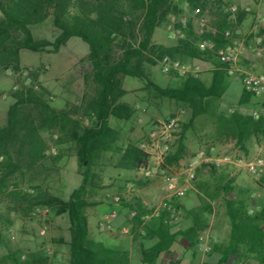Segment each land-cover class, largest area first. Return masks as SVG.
<instances>
[{
	"label": "trees",
	"instance_id": "obj_1",
	"mask_svg": "<svg viewBox=\"0 0 264 264\" xmlns=\"http://www.w3.org/2000/svg\"><path fill=\"white\" fill-rule=\"evenodd\" d=\"M185 8L190 12L198 9V13L193 14L198 18L210 12L213 17L208 23L209 29L196 30L193 18L186 19L182 25L179 16ZM247 14L248 11L239 5L232 7L230 0H0V70H21V49L57 52L75 36L88 46L86 57L91 69L85 79L92 85L88 98L83 96L79 104L68 108H55L48 103V91L37 82L38 71H29L32 81L22 82L11 91L14 101L7 108L5 124L0 126V197L10 198L8 209L28 215L37 207H45L55 215H66L67 264H129L126 251L92 239L86 214L87 207L96 204L87 197V189L99 185V174L94 166L102 153L119 154L115 167L142 169L148 164L149 154L138 142L117 143L118 129L110 123V118L129 120L136 111L134 105L123 98L127 90L122 85V76L141 80L154 97L173 100L190 111L187 121L182 123L175 148L164 158L168 165L183 157L184 131L202 115L213 119L218 138H233L238 147L245 149L250 136L264 134V116L252 114L250 106L258 97L243 88L235 108L230 110L223 103L230 74L220 61L218 51L237 35L235 30ZM171 16L177 19L174 27L179 29V36L168 44L153 42L154 30L168 23ZM48 17L59 33L53 39H36L31 26ZM262 33L263 28H260L259 34ZM202 40L213 44L201 47ZM164 56L183 63L197 60L210 64L209 81L188 73L177 75L178 80L173 84H158L147 72L145 63L156 64ZM31 106L38 110V119L29 111ZM84 116L88 123L82 122ZM42 128L56 130L59 132L56 143L67 142L74 149L81 181L67 198L38 183L29 188L20 184L23 179L32 181L36 177L46 156L51 138L40 136ZM201 166L215 169L212 163ZM137 183L145 184L141 179ZM215 191L206 193V197L214 199L222 192L229 232L225 240L211 242V249L204 253L205 256L216 253L217 258L201 264H228L234 257H252L258 264H264V201L257 209H250L245 200L233 195L231 180L223 182ZM202 200L201 204L184 208L178 197L171 196L159 214L149 217L145 223V216L153 207L148 208L139 197L126 202L121 198L123 206L136 211L130 218L126 213V223H131L129 232L135 234L134 230L139 227L146 236L157 237L151 246H140L143 264H156L162 253L167 255L168 264H179L170 251L178 238L185 240L187 247L196 249L200 232L208 227L212 209L210 201ZM179 209H184L181 217L188 219L190 224L171 230ZM11 223L8 220L6 228L0 227V245H6L4 257L10 264H57L41 250L29 252L22 258L20 249L14 250L7 245L3 236ZM143 233L136 236H143Z\"/></svg>",
	"mask_w": 264,
	"mask_h": 264
},
{
	"label": "rangeland",
	"instance_id": "obj_2",
	"mask_svg": "<svg viewBox=\"0 0 264 264\" xmlns=\"http://www.w3.org/2000/svg\"><path fill=\"white\" fill-rule=\"evenodd\" d=\"M236 1L230 0L232 7L237 5ZM263 2L264 0H253L256 12L260 10ZM183 16L186 19L193 18L194 27L198 31L201 30V20L208 25L213 17L210 12H205L198 18L186 8L180 14L179 20ZM176 20L175 16H171L168 23L157 27L152 35V41L163 44L173 42L180 34L179 29L174 27ZM250 28L245 30L237 29L239 32L237 34L238 38L242 39L245 37V40L240 45L238 65L243 58H246L244 56L247 51L254 52L256 57L259 60L261 59L263 63L264 53L261 54V46L254 42ZM31 30L36 39H53L59 33L58 28L52 24L50 17L39 24L31 26ZM87 52V44L75 36L69 38L57 52H36L29 49H21V70H0V126L5 124L7 108L14 101L11 91L19 87L22 82L29 84L32 81V78L28 76L29 71H38L37 82L46 88L48 91L47 101L55 108H68L73 104H79L83 96L88 98L92 93V85L89 80L85 79L86 74L91 69V63L86 57ZM188 64L197 65L198 71L196 75L204 81H209L211 72L207 68L209 67L207 63L193 60L188 62ZM145 68L151 78L162 86L175 83L178 80V76H180L176 73L162 72L159 61L156 64L145 63ZM236 75H238L237 72L229 75V85L222 100L230 110L236 107L237 92H239L237 78L234 77ZM122 85L127 90L123 98L132 103L136 111L129 120L121 121L110 118V123L118 129L117 143L124 145L129 140L139 142L144 138L152 121L176 117L179 126L172 133L171 146L173 150L182 130V123L187 121L190 111L173 100L154 97L144 87V83L137 78L122 76ZM261 106H264V96L256 98V101L251 104V108ZM29 111L37 119L39 118V112L36 108L31 106ZM139 118L140 121H138ZM82 122L88 123V118L84 116ZM184 133L185 149L183 157L177 163L171 165L164 161L150 177H143L140 169L115 167L114 164L118 159V153L104 152L99 156L94 166L95 171L99 174V179H97L99 185L98 187H88L87 189V197L96 202V204L86 209L90 233H95L96 231L106 233L112 230H100L99 223L104 220L113 207L117 210V216L122 213L125 217L128 212V217H131V210L123 206V202L120 201L119 204L113 202L112 198L114 195H120L125 202L142 195L152 200L154 204L151 207L160 206L170 198L166 186L167 178L175 177L180 181L183 177L182 172L185 163L198 153L213 160H218V164L212 163L215 166L214 171L209 167H198L192 182V188L185 195L178 198L184 208L201 204L202 199L208 200L206 193L216 192V188L226 181V176L230 173H232L230 175L235 177L236 183L233 190L235 197L239 192L242 193L247 190L252 193V190L256 187L264 192V175L260 183L255 185L246 179L243 167L245 160L252 159L263 153L264 134L258 137L250 136L246 143L250 142L252 149L249 152H245L235 144L233 138H218L215 135L213 119L204 115L196 118ZM58 135L59 132L56 130H48L46 128L40 130L42 138H51L46 147V156L36 177L32 181L27 178L23 179L20 184L29 188L31 184L38 183L52 193L67 198L71 190L80 183L81 175L73 147L67 142L56 143L55 140ZM138 179H141L145 184L138 185ZM154 191H157V199L150 198L147 195L149 194L147 192ZM208 201H210L212 206L208 215L209 224L213 222L215 217L220 218V214H224L222 192L220 191L214 199H209ZM9 204V197H0V227L6 228L7 226L5 227V225L8 220L12 222L8 229L4 231V242L7 245L9 244L14 250L20 249L22 258H25L29 252L41 250L49 257H52L57 264H67L69 231L66 215H55L52 210L45 207H37L28 215H23L18 211L9 210ZM182 213H184V209H179L175 222L181 218ZM124 223L120 227L121 233L132 234L129 231L124 232L122 230V226L128 225L126 219ZM128 226L130 227L131 223ZM220 227L222 229V225ZM203 231L200 233H203ZM140 232V229L137 228L134 233ZM6 252V245L1 244L0 264H10L4 257Z\"/></svg>",
	"mask_w": 264,
	"mask_h": 264
},
{
	"label": "built area",
	"instance_id": "obj_3",
	"mask_svg": "<svg viewBox=\"0 0 264 264\" xmlns=\"http://www.w3.org/2000/svg\"><path fill=\"white\" fill-rule=\"evenodd\" d=\"M198 9H195L192 14H197ZM186 18L183 16L180 18L182 25L185 24ZM201 30L209 29L208 25L204 23L203 20L200 22ZM264 26V2L261 9L256 12L254 17V23L250 28V33L254 39V42L261 46L260 49H264V37L259 34L260 28ZM238 34V30H235ZM230 34V33H229ZM245 40V37L240 39L238 36L231 37L230 42L218 51V57L220 61L225 65L228 74L237 72L241 78L242 88L256 97H260L264 94V72L255 73L253 68L250 66L247 69L241 68L238 65L240 45L241 42ZM212 42L207 40H202L200 42L201 47H211ZM161 71L164 73H176L180 76H185L188 73L196 75L198 71V66L190 65L188 63H183L179 59H173L168 56H164L160 61ZM264 63V54H263ZM251 112L254 116L258 117L260 115L264 116V106L258 108H252ZM140 121V118L138 119ZM179 122L176 117H169L161 120H154L148 126L144 138L138 142V146L149 154L148 164L146 167L140 169L143 177H150L155 173L160 165L164 162L165 156L172 150L171 141L172 133L178 128ZM202 163H216L218 160H213L210 157L203 156V154L198 153L185 163L183 170V177L179 181L175 177L167 178V190L169 197H181L192 188V182L196 176L197 168L201 166ZM245 169V176L249 182L258 185L264 174V150L263 153L258 154L252 159L245 160L243 163ZM115 204H119L121 201L120 195H114L112 198ZM165 207V202L160 206L153 208L152 212L145 216L151 217L159 214V210ZM136 211L131 210L130 216H135ZM116 208L110 209V211L105 216L104 220L99 223L100 230H110L112 229V221L117 217ZM177 218V216H175ZM124 232L129 231V226H122ZM211 249L210 242L205 240V237L200 234L199 242L196 246V250L202 254L206 253Z\"/></svg>",
	"mask_w": 264,
	"mask_h": 264
},
{
	"label": "crops",
	"instance_id": "obj_4",
	"mask_svg": "<svg viewBox=\"0 0 264 264\" xmlns=\"http://www.w3.org/2000/svg\"><path fill=\"white\" fill-rule=\"evenodd\" d=\"M236 3L237 5H239L240 7L248 11V14L242 21L239 29L245 30V29L250 28V26L254 22V19H253V17H255L254 12H256L254 8L255 6L253 4V0H237ZM262 28H263L262 35L264 37V26ZM262 53H264V49L261 50V54ZM244 57L246 58H243L242 62L239 64L241 68L247 69L248 67L251 66L254 72H257L258 74L264 72L263 70L264 64L262 63L261 59L259 60V58L256 57L254 52L247 51L245 52ZM208 65L209 67L207 68L211 72L212 66L210 64ZM234 77L237 78V82H238V89H239V92H237V96H238V94L240 93L242 89L241 78L239 74ZM262 96H264V94ZM251 149H252V144L248 142L245 144V149H242V150H244L245 152H249V150ZM230 174L226 176V181L227 180L232 181L233 190H234L235 183H236L235 177ZM147 193H149L147 195H149L150 198L157 199L156 198L157 191L147 192ZM139 198L148 208L154 204L152 200H149L148 198L142 195L139 196ZM236 198H241L245 200L248 203V207L250 209H257L259 203L264 201V192L260 188L256 187L252 190V193H249L248 190L242 193L239 192ZM222 200H223V194H222ZM124 221H125V217L122 213H120L119 216H117L112 221L113 223L112 230L106 233H102L99 231H96L95 233L89 232L90 236L92 237L93 240L102 242L106 246L118 248L120 250L126 251L128 253L129 264H143L140 259V246L141 245L144 247L151 246L157 240V237L156 236H146L143 233L144 231L140 229L139 227L137 228L141 230V233H143V236H136V234H122L120 227L122 224H125ZM148 221H149V218H145V223H147ZM189 224L190 222L188 219L181 217L175 223V225L172 227L171 230H175L177 228H185ZM221 225H222V229L220 227ZM228 232H229V221H228L227 215L224 212L223 215L220 214V218L215 217L213 219V222L212 223L210 222L208 224V227L204 229L203 231L204 234L203 233H200V234L205 237L206 241L211 243V242H221L225 240L227 238ZM185 243H186L185 240L183 239L180 240L178 238L176 241L172 243L170 247V251L172 252L175 259L179 260V264H192V263H197V262L201 264L204 260H207L210 262L211 260H215L217 258L216 253L211 254V256H205V254L198 252L196 249L194 250L193 247H187ZM168 263H169V260L165 253H162L156 261V264H168ZM228 264H258V263L252 257H247L245 259L234 257L232 260L229 261Z\"/></svg>",
	"mask_w": 264,
	"mask_h": 264
}]
</instances>
